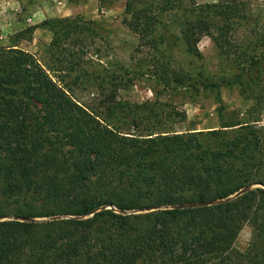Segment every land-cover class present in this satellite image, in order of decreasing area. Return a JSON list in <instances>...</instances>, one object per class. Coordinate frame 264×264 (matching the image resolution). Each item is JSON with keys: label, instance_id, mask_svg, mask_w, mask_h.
I'll return each mask as SVG.
<instances>
[{"label": "trees", "instance_id": "1", "mask_svg": "<svg viewBox=\"0 0 264 264\" xmlns=\"http://www.w3.org/2000/svg\"><path fill=\"white\" fill-rule=\"evenodd\" d=\"M124 14L137 38L132 69L85 70L88 40L108 38L81 17L40 24L52 35L43 64L17 45L0 47V218L38 219L0 221V264H264V188L172 208L264 185V8L124 0ZM173 30L198 67L175 63ZM204 37L224 62L216 72L203 66ZM145 72L161 87L154 102L119 99ZM89 85L99 96L81 104L75 91ZM223 87L251 102L245 118L223 121ZM177 89L214 93L219 128L175 131L179 113L159 97Z\"/></svg>", "mask_w": 264, "mask_h": 264}, {"label": "rangeland", "instance_id": "2", "mask_svg": "<svg viewBox=\"0 0 264 264\" xmlns=\"http://www.w3.org/2000/svg\"><path fill=\"white\" fill-rule=\"evenodd\" d=\"M220 0H195L197 4L217 3ZM253 13L264 8V0H249ZM81 17L85 21L98 23V29L106 41L99 39L88 40V51L83 67L93 72L104 68L109 62L133 68L131 58L137 45V38L124 25V0H115L105 8H100L99 0H0V47L17 45L19 48L32 53L42 64L52 35L49 31L39 27L48 19ZM103 31V32H102ZM244 36H241L243 38ZM94 42V45L92 43ZM91 45V46H90ZM198 49L203 58V66L209 72H216L220 64H224L217 57V50L209 38L204 37L198 43ZM168 50L175 58V63L191 67L200 64L187 57L176 40V31L169 35ZM141 58V55H137ZM111 64V65H112ZM147 67L143 70L146 71ZM146 73V72H145ZM161 89L146 73L138 79H133L126 89L118 91V98L129 103L141 104L156 99L152 88ZM224 112L223 121H235L245 118L246 110L251 102L244 100L234 88L220 90ZM99 96L95 85L75 91L74 97L81 104H91ZM159 100L176 108L179 115L175 118L173 128L178 132L209 131L220 126L219 103L214 93L209 91H185L177 89L163 93ZM257 127L261 129L264 144V114L260 117ZM251 237V229L245 226L239 233L234 247L244 250Z\"/></svg>", "mask_w": 264, "mask_h": 264}, {"label": "water", "instance_id": "3", "mask_svg": "<svg viewBox=\"0 0 264 264\" xmlns=\"http://www.w3.org/2000/svg\"><path fill=\"white\" fill-rule=\"evenodd\" d=\"M256 187H262L264 188V185L262 184H253L250 186H246L245 188L241 189L240 191H238L237 193H235L234 195L224 199V200H219V201H207V202H199V203H190V204H184V205H177V206H173L172 208H177V209H186V208H196V207H204V206H211L214 204H218V203H222L225 201H229L232 199H235L241 195H243L244 193L248 192L249 190L256 188ZM107 209H112L113 207L111 205H108L106 207ZM156 208H151V209H146L145 211H152L155 210ZM141 212V211H139ZM92 214V213H91ZM4 220H15V221H36L38 219H32V218H25V217H16V216H7V217H3L0 218V221H4Z\"/></svg>", "mask_w": 264, "mask_h": 264}]
</instances>
